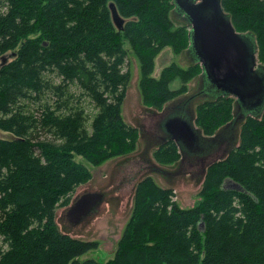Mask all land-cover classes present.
<instances>
[{
    "label": "trees",
    "instance_id": "1",
    "mask_svg": "<svg viewBox=\"0 0 264 264\" xmlns=\"http://www.w3.org/2000/svg\"><path fill=\"white\" fill-rule=\"evenodd\" d=\"M173 2L0 0V131L13 137L0 139V264H103L79 260L100 244L65 235L56 215L94 179L77 157L100 168L138 149L139 131L123 116L130 53L148 109L162 111L185 96L186 85L171 91V83L202 73L199 64L174 63L152 78L163 51L183 56L190 45L191 27L173 20ZM112 4L125 19L123 31L114 25ZM223 6L237 31L257 36L264 64V0H223ZM233 104L218 98L198 106L196 123L205 135L233 119ZM153 157L163 166L181 159L173 142ZM198 196L199 204L184 209L175 191L146 177L114 257L104 264H264V117L247 120L240 146L209 168Z\"/></svg>",
    "mask_w": 264,
    "mask_h": 264
},
{
    "label": "water",
    "instance_id": "2",
    "mask_svg": "<svg viewBox=\"0 0 264 264\" xmlns=\"http://www.w3.org/2000/svg\"><path fill=\"white\" fill-rule=\"evenodd\" d=\"M173 3V20L191 27L190 45L183 58L188 67L199 64L202 73L194 80L192 91L168 103L162 111L143 104L131 111L130 126L139 131L140 151L111 160L110 179L104 186L94 188L93 181L81 186L71 204L57 212L56 223L65 235L79 240L91 237L93 225L108 212L118 214L124 201L128 221L138 185L146 177L156 182L158 177L165 184L157 182L161 188L175 193L186 188L200 192L209 168L226 160L240 146L247 120L261 121L264 117V64L259 60L257 36L237 31L223 0ZM110 9L115 27L123 31L125 19L113 4ZM218 98L234 100L233 119L207 136L196 123L197 109ZM169 142L177 145L181 159L174 166H163L155 161L153 153ZM232 187L244 192L239 185Z\"/></svg>",
    "mask_w": 264,
    "mask_h": 264
},
{
    "label": "rangeland",
    "instance_id": "3",
    "mask_svg": "<svg viewBox=\"0 0 264 264\" xmlns=\"http://www.w3.org/2000/svg\"><path fill=\"white\" fill-rule=\"evenodd\" d=\"M125 47L127 48V50H130V46L128 45L127 42L125 43ZM156 61H157L156 67L152 75V78H155L157 80L160 79L161 74L165 67H169L174 63H178L183 68H187L189 65V63L187 62V60L183 58V56L176 55L171 49H166L165 51H163V53H161V55L157 58ZM124 70L130 71L132 77V80L127 89L126 101L123 107L124 119L126 123L130 125L131 123H133L130 118L131 111L134 113L135 111L139 110V105L142 104L141 102L143 99L141 97L140 88H139V84L142 80V75L140 73L141 68L138 59L132 53H130L129 55V59L127 60V64L124 67ZM184 85L187 86L189 91H192L195 86V83L193 80L187 84H184L181 79H176L171 83L169 88L171 91H180L184 87ZM78 96H80V94ZM89 102H86L84 106L87 108L88 113L91 114V116H93L95 114L94 106L90 105ZM12 138L13 137L11 134L0 131V139L9 140ZM139 151H140V146H138L136 152ZM77 160L79 162H82L85 166H87L93 173L94 180L91 184L94 188H97L98 186L100 187L104 186L107 183V181L110 179V170L112 169V165L114 164L113 161L107 162L100 168H95L90 164H88L83 158L77 157ZM155 179L160 185L165 186V184L161 181V179H159L158 177H156ZM231 185H233V183H230V185L226 188L233 189ZM177 192L178 193H176L177 194L176 201L184 209L193 208L197 204H199L202 200L201 197L198 196L199 193L198 189L186 188L183 189L182 191L178 190ZM122 206L123 208L120 210L118 214L113 215L111 212H108L107 214L102 216L89 231V232H94L91 237L82 238L83 240L98 242L100 244V247L98 250L91 251L86 255L82 256L79 259L80 261L83 262L92 259V260H96L99 263L104 264L114 257V253L117 250L123 229L127 222L126 221L128 214L127 202L124 201Z\"/></svg>",
    "mask_w": 264,
    "mask_h": 264
},
{
    "label": "flooded vegetation",
    "instance_id": "4",
    "mask_svg": "<svg viewBox=\"0 0 264 264\" xmlns=\"http://www.w3.org/2000/svg\"><path fill=\"white\" fill-rule=\"evenodd\" d=\"M229 185H230V183H227V184H226V187H228Z\"/></svg>",
    "mask_w": 264,
    "mask_h": 264
}]
</instances>
